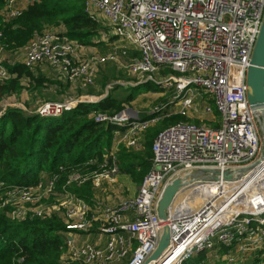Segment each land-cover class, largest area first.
<instances>
[{
  "label": "built area",
  "instance_id": "1",
  "mask_svg": "<svg viewBox=\"0 0 264 264\" xmlns=\"http://www.w3.org/2000/svg\"><path fill=\"white\" fill-rule=\"evenodd\" d=\"M33 2L6 0L0 21L11 23ZM84 7L92 20L108 29L102 37L116 38L110 52L84 60L83 47L60 27L36 34L18 61L10 57L18 50L9 51L0 33V82L16 78L8 66L20 63L34 76L38 67L48 66L63 83L92 85L100 66L126 59L122 65L138 85L153 83L170 96L147 118L126 104L120 113L92 114L95 121L118 128L102 171L89 175L84 167L94 162L88 163L74 170L61 187L59 174L48 175L34 186L0 182V195L8 189L2 206H10V216L20 222L61 218L67 237L61 264H147L162 236L164 222L158 208L164 190L182 178L208 189L209 196L191 214L176 218L169 211L172 247L164 264H182L199 253L228 264L250 262L258 253L264 259V105H250L247 86L264 22V0H84ZM28 81L31 78L22 85ZM108 95L48 101L34 111L21 108L57 118L81 103H98ZM205 115L213 116L211 124ZM175 116L184 120L155 137L150 171L136 196L111 207L95 200L89 203L68 190L87 181L95 190L105 182L116 183L120 149L141 151V137L161 119ZM200 170L219 174L192 180L191 175ZM226 172L230 179L225 178ZM50 199L58 201L56 211L42 206ZM94 229L107 236L106 246L79 244L75 235Z\"/></svg>",
  "mask_w": 264,
  "mask_h": 264
},
{
  "label": "trees",
  "instance_id": "2",
  "mask_svg": "<svg viewBox=\"0 0 264 264\" xmlns=\"http://www.w3.org/2000/svg\"><path fill=\"white\" fill-rule=\"evenodd\" d=\"M5 2L0 0V9ZM60 27H64L66 37L83 47H97L103 43L99 41L102 33H108L103 22L94 21L85 13L84 0H34L11 23L0 21L1 41L9 51L17 50L26 46L36 34ZM111 39L116 40L115 37ZM8 70L16 78L0 82V100L19 94L23 90V80L34 77L20 63L8 66ZM36 78L38 85H43L45 78L40 74ZM132 88L135 91L143 88L146 93L163 92L153 83ZM135 91L127 97L128 102L135 101L138 95ZM124 105L109 94L98 103H81L57 118L29 114L18 107L9 108L0 116V182L12 186H34L43 173L50 176L59 174L58 186L61 187L77 168L82 169L91 162L94 163L84 167L87 172L100 168L118 128L97 122L91 115L120 113L125 109ZM181 120L183 118L175 116L169 125ZM159 132L147 131L145 134L150 157L153 141ZM149 158L122 147L117 154L120 174L131 176L141 185L150 171ZM68 190L89 203L95 200L96 190L91 181L81 186L72 185ZM12 212L9 207L0 209V264H61L60 257L67 240L63 220L54 216L20 222L10 216ZM182 264L228 263L213 261L205 253H199ZM244 264H264V259L258 253L252 261Z\"/></svg>",
  "mask_w": 264,
  "mask_h": 264
},
{
  "label": "rangeland",
  "instance_id": "3",
  "mask_svg": "<svg viewBox=\"0 0 264 264\" xmlns=\"http://www.w3.org/2000/svg\"><path fill=\"white\" fill-rule=\"evenodd\" d=\"M109 36L110 34L107 37L101 36L99 38V41H103V43L99 44L97 47H83L82 46L83 48H81V55L83 56V59L87 60L92 57H101V56L106 55L108 52H110L112 48L115 46L113 45L115 41L111 39L112 37L109 38ZM23 48H20V50L17 49L18 51L11 50V51H17V52L15 55L12 54L10 57L13 60L19 61V58L22 57ZM124 63H126V59H121L120 63L107 64L105 66H100L96 73L95 81L92 85H85L80 82L79 83H62V81L59 80V78L53 73V71L50 70L48 66L38 67L35 71L36 75L35 76L32 75L34 76L33 78L30 77L31 81L23 83V90L19 94L11 95L9 97H6L0 100V111L4 110L6 112L9 108H13V107L21 108V105L24 106L29 111H34L41 104L48 102V101L63 102V100L65 99L74 100L82 95H96L98 97H102L106 95L107 93H109V94H112L114 97H116L119 101L126 104L127 106H130L132 108L139 110L141 113V116L145 117L148 114H150L151 111H154L155 108L159 106V104L162 102V100L164 101L168 96H170L169 91H166L165 89L161 88L163 92L161 93L149 92V94L145 96L143 94H145L146 91L143 88L136 90V91L133 88L131 89V87H135L138 85L137 84L138 81L133 75H131L126 69H124L123 67ZM39 74L42 75L43 78H45V82L41 86L38 85L37 80H36L38 79L36 77H39ZM68 84H70L69 87H68ZM134 91L138 93V95L135 101L130 103L126 99ZM207 98H210V96H208ZM146 105H148V107H144ZM212 106H213L214 113L217 114L214 103H212ZM5 112H3V114ZM203 118L206 119L207 124H211L209 120L212 119L213 116L205 115ZM170 119L171 118L161 119L157 123V125L150 128L148 132L152 133V132L161 131L167 128L168 126L176 124L174 123V124L169 125ZM140 143L142 144L143 148L141 151H138L136 153L138 155H142V157L149 158L150 155H149V152L145 144V134L141 137ZM151 157L149 159H151ZM102 168L103 166L100 168H94L89 172H87L88 170L87 168H85L84 171L92 176L95 173H99L100 171H102ZM47 177L48 175L46 173H43L41 175V179H46ZM7 191L8 189L2 191V194L0 195V209L4 208L2 206V202L4 203L5 201L8 200ZM181 193H183V191ZM180 197L181 196L179 194L177 198L175 199L174 204L176 206L179 205V203L180 205L183 206L189 203L191 200L189 197L184 200L183 199L180 200ZM207 200H208V197L206 198V200L203 201V204L200 206V208L206 203ZM58 204L59 203L56 199H50L48 201H44L42 203V206L44 208L53 209V211H56Z\"/></svg>",
  "mask_w": 264,
  "mask_h": 264
},
{
  "label": "water",
  "instance_id": "4",
  "mask_svg": "<svg viewBox=\"0 0 264 264\" xmlns=\"http://www.w3.org/2000/svg\"><path fill=\"white\" fill-rule=\"evenodd\" d=\"M248 100L253 107H260L264 105V22L261 29L259 39L257 41L251 67L248 72ZM264 136V129H263ZM208 173L219 174L218 171L200 170L191 175V179H199ZM225 178L230 179L229 172L225 173ZM189 185V183L182 179H175L164 190L162 199L159 203L158 215L162 222H164L162 236L158 248L148 260L147 264H164L171 256L172 234L171 228L168 225V214L175 202L177 196Z\"/></svg>",
  "mask_w": 264,
  "mask_h": 264
},
{
  "label": "crops",
  "instance_id": "5",
  "mask_svg": "<svg viewBox=\"0 0 264 264\" xmlns=\"http://www.w3.org/2000/svg\"><path fill=\"white\" fill-rule=\"evenodd\" d=\"M148 94L145 93L143 95L146 96ZM144 107H148V105ZM139 187L140 184L136 183L131 176L120 174L116 177V183L105 182L102 188L96 190L95 201L105 206L116 207L125 200L136 196ZM75 238L79 244L88 242L101 248L106 246L108 240L107 236L101 235L95 229L88 233L76 234Z\"/></svg>",
  "mask_w": 264,
  "mask_h": 264
},
{
  "label": "bare ground",
  "instance_id": "6",
  "mask_svg": "<svg viewBox=\"0 0 264 264\" xmlns=\"http://www.w3.org/2000/svg\"><path fill=\"white\" fill-rule=\"evenodd\" d=\"M180 200H184L186 198H190V202L185 205H175L173 204L171 207V215L178 218L181 216H185L197 211L200 206L203 204V201L209 196L208 189L203 188L201 185H188L183 193H180ZM175 203V202H174ZM153 264V263H152Z\"/></svg>",
  "mask_w": 264,
  "mask_h": 264
}]
</instances>
